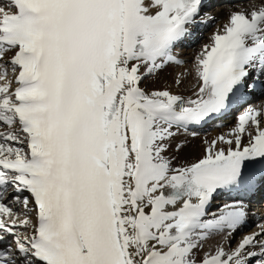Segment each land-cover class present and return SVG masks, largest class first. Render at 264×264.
Listing matches in <instances>:
<instances>
[{
	"label": "snow or ice",
	"instance_id": "1",
	"mask_svg": "<svg viewBox=\"0 0 264 264\" xmlns=\"http://www.w3.org/2000/svg\"><path fill=\"white\" fill-rule=\"evenodd\" d=\"M248 2L174 78L187 97L142 84L186 63L206 0L0 5V264H264V224L232 247L242 199L210 212L264 190V104L195 160L173 143L264 88V0Z\"/></svg>",
	"mask_w": 264,
	"mask_h": 264
},
{
	"label": "bare ground",
	"instance_id": "2",
	"mask_svg": "<svg viewBox=\"0 0 264 264\" xmlns=\"http://www.w3.org/2000/svg\"><path fill=\"white\" fill-rule=\"evenodd\" d=\"M219 1L222 0H209L207 2V4H212V3H218ZM228 3L232 2L231 0H225ZM221 4V5H216L215 8H217L216 10L212 11L211 14L214 15L215 18V23H213V28L210 30V32H208L207 34V38L201 43V45L199 47H197V43H198V39H199V32L200 30L209 28L210 26H212V23L207 21L206 24L204 26H202L201 28L198 29V39L196 40L195 43H186L184 45L179 46L178 48H180L179 51V57L182 58L186 63L181 66H169L168 68H166L163 72H161L159 74L158 77L155 78H151L148 80H145L144 83L142 84L143 87H145L146 89H156V88H163L166 86H170L171 90L174 92H177L181 95L184 96H191L192 95V88H191V84L193 83L192 78L189 76L187 78V81L184 85V87L182 88H176L173 84V80L174 78L181 72H184L186 69L191 71L192 68V63H190V61L192 62L193 57L196 55V53L200 50L202 45L205 44H209L210 41V37L213 35V33L217 30L223 29V26L225 23L228 22V13L230 10L236 11L239 10V7H248L251 8V4L249 2H233L230 4ZM4 4L2 1H0V5ZM221 6V7H220ZM214 8L210 9L213 10ZM223 10V11H222ZM224 10H226L224 12ZM209 11V10H208ZM207 12V11H206ZM205 12V13H206ZM173 68H179V70L177 72L173 71ZM255 78V77H254ZM257 89V88H256ZM255 89L254 94H250L244 97V99L249 102L247 103L244 107L243 110L245 111V109L249 106V104H251L252 106H258L261 104H264V97L259 98L255 101H253V97L256 95H259L260 90ZM262 99V100H260ZM251 100V102H250ZM260 100V101H259ZM218 123L221 124L220 127H218ZM237 123V117H232V110L229 111L228 113H226L223 117H221L220 119L212 122L211 124L205 126L204 128L197 130L196 131V136L193 137L191 135V132H183L181 131L179 133V135L176 137V140L173 141V143H175L176 141H181L184 140L186 141V147L184 148V150L179 154V161L180 162H186V161H192L195 160L197 158H199L202 154L203 151V140L205 138L211 140L216 138L217 136L221 135V134H225L229 131V129L235 127ZM261 194L264 195V190H259V191H255V196L254 197H250L251 202L248 204V208L250 206H254L255 203H257V201L259 200V198H261ZM238 199H235V197H228L226 200L225 198H218L217 200H214L212 202V205L210 207V212L215 213L218 212L219 207H215V206H221L225 203H231L234 202ZM244 203V202H243ZM245 204V203H244ZM246 205V204H245ZM259 206H255L256 207V213H261L259 214L260 217H262V220L258 221V224H264V211H262V209H260L258 211V208H260L263 204L259 203ZM254 212H249V219L248 222H251L254 220V216L253 213ZM257 226V225H256ZM258 231V226L257 229H254L252 231H241L239 233H237L236 237H235V244L232 247H235L236 244L240 241V239L242 238L243 235L251 233V232H255ZM220 240V237H215L212 240H210L206 245H205V249L214 247L215 244Z\"/></svg>",
	"mask_w": 264,
	"mask_h": 264
},
{
	"label": "rangeland",
	"instance_id": "3",
	"mask_svg": "<svg viewBox=\"0 0 264 264\" xmlns=\"http://www.w3.org/2000/svg\"><path fill=\"white\" fill-rule=\"evenodd\" d=\"M232 2H230V3H233V2H248V0H231ZM228 2L227 1H225V0H222V1H219L218 3H212V4H210V7H207L203 12L205 13L206 11V13L209 15V16H211V17H214V15H212L211 14V12L212 11H214V10H216L217 8H215V6L216 5H221V4H227ZM230 3H228V4H230ZM221 7V6H220ZM212 8H214L213 10H210V9H212ZM209 10V11H208ZM223 11V10H222ZM226 10H224V12H225ZM215 12V11H214ZM209 22H211L212 23V26H210L209 28H206V29H203V30H200V32H199V39H198V43L196 44L197 45V47H199L200 45H201V43L207 38V34H208V32H210V30L214 27L213 26V23H215V18L213 19V20H209ZM190 63H191V61H190ZM183 66V65H182ZM178 67H181V66H178ZM179 70V68H173V71H175V72H177ZM259 88V90H260V93H259V95H256V96H254L253 97V101H255V100H257V99H259V98H262L263 99V97H264V94H262V92H264V88H262V87H258ZM262 99H260V100H262ZM259 100V101H260ZM250 102H251V100H250ZM249 103V102H248ZM247 103H243L241 106H239V107H237V108H235L234 110H233V113H232V117H239V115H241L243 112H244V110H243V107L246 105ZM259 203H261V204H264V198H259V200L257 201V203L256 204H259ZM253 209H255L254 208V206L253 207H251L250 208V210L249 211H252ZM258 226V224L257 223H253V222H251V223H249L248 225H246L245 227H244V229H243V231H252V230H254L257 226ZM234 244H235V240L233 241V244H232V246H234Z\"/></svg>",
	"mask_w": 264,
	"mask_h": 264
}]
</instances>
